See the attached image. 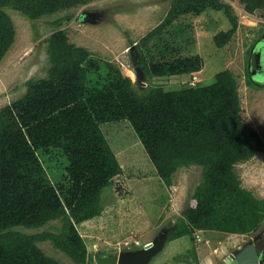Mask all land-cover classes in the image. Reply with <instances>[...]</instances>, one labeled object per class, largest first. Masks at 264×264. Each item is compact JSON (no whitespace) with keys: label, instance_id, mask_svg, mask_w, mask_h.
<instances>
[{"label":"trees","instance_id":"trees-1","mask_svg":"<svg viewBox=\"0 0 264 264\" xmlns=\"http://www.w3.org/2000/svg\"><path fill=\"white\" fill-rule=\"evenodd\" d=\"M244 12H261L264 0H239ZM49 0H0V60L13 42L6 9L30 19L51 14ZM207 8H231L220 0H173L166 26L179 16ZM72 14L53 22L60 28ZM216 38L225 43L235 21ZM48 79L28 82V93L0 111V264H61L39 242L52 241L77 264H92L80 224L101 215L106 189L131 196L127 178L100 125L128 121L155 165L170 183L178 169L202 168V182L168 234V242L193 230L243 234L264 222V200L240 187L232 166L263 149L261 138L244 125L232 74L218 73L209 86L185 84L177 91L149 85L138 93L130 78L64 37L48 39ZM264 42V41H263ZM138 67L148 80L199 72V55L154 61L141 52ZM250 86L253 82L248 79ZM260 88V87H258ZM59 221L56 231L28 234ZM264 264V258H263Z\"/></svg>","mask_w":264,"mask_h":264},{"label":"rangeland","instance_id":"rangeland-1","mask_svg":"<svg viewBox=\"0 0 264 264\" xmlns=\"http://www.w3.org/2000/svg\"><path fill=\"white\" fill-rule=\"evenodd\" d=\"M173 0H49L53 11L30 19L18 10L6 9L13 26V42L0 60V111L28 93V82L50 77L51 59L47 39L64 37L75 48L88 51L109 66L121 70L141 93L146 86L177 91L197 75L198 83L209 86L218 73L229 71L239 98L240 117L245 126L263 142V149L232 166L240 187L258 200H264V75L254 71L255 56L264 46V20L261 12L248 15L239 0H220L231 8L232 18L223 10L207 8L199 16H179L166 26ZM72 14L60 28L53 22ZM236 31L221 45L216 38ZM259 44V48H258ZM149 51L154 61L179 55H199V72L180 76L145 78L138 67L141 52ZM193 75V76H192ZM248 79L253 82L250 86ZM144 83V84H143ZM260 87V88H258ZM101 131L112 148L131 196L106 189L100 216L80 224L92 264H120L121 254L148 249L165 236L161 251L147 264H225L227 258L264 236V222L254 232L234 234L193 230L192 234L168 242L167 237L188 206H195L193 194L202 182V168L183 167L166 183L158 175L135 129L128 121L107 122ZM53 221L41 229H20L28 234L56 231ZM48 256L61 264H77L52 241L39 242ZM258 246L264 249V243Z\"/></svg>","mask_w":264,"mask_h":264},{"label":"water","instance_id":"water-1","mask_svg":"<svg viewBox=\"0 0 264 264\" xmlns=\"http://www.w3.org/2000/svg\"><path fill=\"white\" fill-rule=\"evenodd\" d=\"M264 56V53H263ZM262 53L256 55V68L261 66ZM144 84V83H143ZM165 236L157 241L154 246L137 252L121 254L118 262L120 264H147L156 253L161 251L164 245ZM168 239V237H167ZM264 249L261 250L254 242L246 244L239 249L236 253L231 254L225 264H263ZM98 264H103L100 260Z\"/></svg>","mask_w":264,"mask_h":264},{"label":"flooded vegetation","instance_id":"flooded-vegetation-1","mask_svg":"<svg viewBox=\"0 0 264 264\" xmlns=\"http://www.w3.org/2000/svg\"><path fill=\"white\" fill-rule=\"evenodd\" d=\"M258 48H259V44H258ZM261 48H262V49H261L262 60H261V62H260L261 66L259 67V69L256 68V56H255L254 71H255L256 75H264V56H263V53H264V46L261 45ZM258 53H259V52H257V54H258ZM257 54H256V55H257ZM260 242L264 243V236L261 237V239H260L258 242H256L255 244L258 245Z\"/></svg>","mask_w":264,"mask_h":264},{"label":"built area","instance_id":"built-area-1","mask_svg":"<svg viewBox=\"0 0 264 264\" xmlns=\"http://www.w3.org/2000/svg\"><path fill=\"white\" fill-rule=\"evenodd\" d=\"M197 83H198L197 75H194L192 81L190 82V84L191 85H195Z\"/></svg>","mask_w":264,"mask_h":264},{"label":"crops","instance_id":"crops-1","mask_svg":"<svg viewBox=\"0 0 264 264\" xmlns=\"http://www.w3.org/2000/svg\"><path fill=\"white\" fill-rule=\"evenodd\" d=\"M193 76V75H192Z\"/></svg>","mask_w":264,"mask_h":264}]
</instances>
